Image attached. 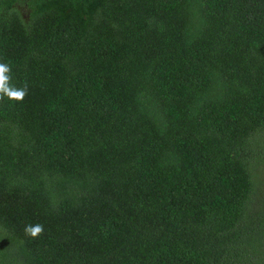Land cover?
Masks as SVG:
<instances>
[{"label": "trees", "instance_id": "obj_1", "mask_svg": "<svg viewBox=\"0 0 264 264\" xmlns=\"http://www.w3.org/2000/svg\"><path fill=\"white\" fill-rule=\"evenodd\" d=\"M0 62V264H264V0H0Z\"/></svg>", "mask_w": 264, "mask_h": 264}, {"label": "clouds", "instance_id": "obj_2", "mask_svg": "<svg viewBox=\"0 0 264 264\" xmlns=\"http://www.w3.org/2000/svg\"><path fill=\"white\" fill-rule=\"evenodd\" d=\"M28 94V85L25 82L17 86L12 82L11 66L8 63L0 62V101L7 99L11 102H22ZM44 231L42 224H28L24 228L26 235L33 238L40 236Z\"/></svg>", "mask_w": 264, "mask_h": 264}, {"label": "rangeland", "instance_id": "obj_3", "mask_svg": "<svg viewBox=\"0 0 264 264\" xmlns=\"http://www.w3.org/2000/svg\"><path fill=\"white\" fill-rule=\"evenodd\" d=\"M261 157L263 161L258 167L255 168V171H254L255 173L254 178L258 182V188L260 191L264 190V150L261 153Z\"/></svg>", "mask_w": 264, "mask_h": 264}]
</instances>
